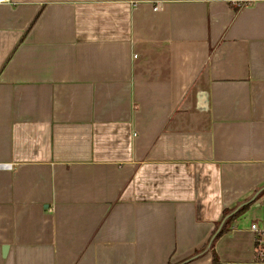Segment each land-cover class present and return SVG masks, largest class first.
<instances>
[{
    "label": "crops",
    "instance_id": "obj_1",
    "mask_svg": "<svg viewBox=\"0 0 264 264\" xmlns=\"http://www.w3.org/2000/svg\"><path fill=\"white\" fill-rule=\"evenodd\" d=\"M262 204L264 0L0 3V264H258Z\"/></svg>",
    "mask_w": 264,
    "mask_h": 264
},
{
    "label": "built area",
    "instance_id": "obj_2",
    "mask_svg": "<svg viewBox=\"0 0 264 264\" xmlns=\"http://www.w3.org/2000/svg\"><path fill=\"white\" fill-rule=\"evenodd\" d=\"M11 0H0V3H10ZM252 232L254 261L264 264V215L261 218L250 220L249 227Z\"/></svg>",
    "mask_w": 264,
    "mask_h": 264
},
{
    "label": "rangeland",
    "instance_id": "obj_3",
    "mask_svg": "<svg viewBox=\"0 0 264 264\" xmlns=\"http://www.w3.org/2000/svg\"><path fill=\"white\" fill-rule=\"evenodd\" d=\"M249 214H247V218H259L262 217L264 215V204H262L261 207H256V206H252L250 208V211L248 212Z\"/></svg>",
    "mask_w": 264,
    "mask_h": 264
},
{
    "label": "trees",
    "instance_id": "obj_4",
    "mask_svg": "<svg viewBox=\"0 0 264 264\" xmlns=\"http://www.w3.org/2000/svg\"><path fill=\"white\" fill-rule=\"evenodd\" d=\"M247 206H248V205H245V207L241 208V209L238 211V213L245 211V209L247 208Z\"/></svg>",
    "mask_w": 264,
    "mask_h": 264
}]
</instances>
